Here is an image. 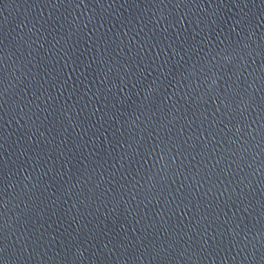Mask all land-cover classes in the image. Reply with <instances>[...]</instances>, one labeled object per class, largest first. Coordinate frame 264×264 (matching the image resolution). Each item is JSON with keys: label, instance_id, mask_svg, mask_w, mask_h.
I'll return each mask as SVG.
<instances>
[{"label": "water", "instance_id": "obj_1", "mask_svg": "<svg viewBox=\"0 0 264 264\" xmlns=\"http://www.w3.org/2000/svg\"><path fill=\"white\" fill-rule=\"evenodd\" d=\"M0 264H264V0H0Z\"/></svg>", "mask_w": 264, "mask_h": 264}]
</instances>
